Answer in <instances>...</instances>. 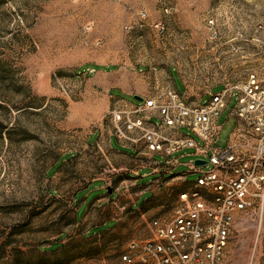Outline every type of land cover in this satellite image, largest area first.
Returning <instances> with one entry per match:
<instances>
[{"label": "rangeland", "instance_id": "obj_1", "mask_svg": "<svg viewBox=\"0 0 264 264\" xmlns=\"http://www.w3.org/2000/svg\"><path fill=\"white\" fill-rule=\"evenodd\" d=\"M253 74L264 81V0H0V264H121L150 231L86 230L128 163L108 137L87 146L89 133L112 126L124 97L176 84L205 102ZM236 103L219 116L221 148ZM172 156L175 173L201 158ZM83 195L91 203L78 210ZM224 264H264V203L236 214Z\"/></svg>", "mask_w": 264, "mask_h": 264}, {"label": "built area", "instance_id": "obj_2", "mask_svg": "<svg viewBox=\"0 0 264 264\" xmlns=\"http://www.w3.org/2000/svg\"><path fill=\"white\" fill-rule=\"evenodd\" d=\"M212 91L206 93L209 100L194 103L186 89L157 88L138 104L111 112L113 132L120 139L130 140L139 131V142L162 156L152 165L166 181H187L188 173H200L192 188L180 193L172 217L152 218L150 236L130 240L121 264H224L236 214L264 203V81L253 74L244 83ZM235 93L230 117L237 125L221 148L216 144L222 130L219 116ZM184 149L207 163L194 161L188 173H175L180 161L172 155ZM205 165L212 167L204 171Z\"/></svg>", "mask_w": 264, "mask_h": 264}, {"label": "crops", "instance_id": "obj_3", "mask_svg": "<svg viewBox=\"0 0 264 264\" xmlns=\"http://www.w3.org/2000/svg\"><path fill=\"white\" fill-rule=\"evenodd\" d=\"M147 79L153 80L151 76ZM155 82V84L159 83L158 80ZM202 97L192 102H199ZM124 101L128 106L139 103L125 97ZM131 136L130 140L120 139L113 132V127L106 125L105 129L99 128L91 131L86 138V145L92 146L97 144L101 138L108 137L111 149L124 153L128 159V163L117 166L123 174L115 190L112 193L103 194L107 195L103 197V200L98 201L97 208L105 212L102 223H92L86 229L87 231L96 226L113 223L108 229H113L119 224L127 234L141 233L148 228L149 218L172 217L174 207L180 202V193L190 190L194 185L195 179L188 180V175L187 181L183 179L166 181L164 173L155 171L152 165L153 159L162 161L163 158L160 159L162 156L158 153H151L144 141L139 142V131L132 132ZM115 141L120 149L115 147ZM88 199L87 195H83L80 200L74 198L78 210L82 205L84 207L88 204Z\"/></svg>", "mask_w": 264, "mask_h": 264}, {"label": "water", "instance_id": "obj_4", "mask_svg": "<svg viewBox=\"0 0 264 264\" xmlns=\"http://www.w3.org/2000/svg\"><path fill=\"white\" fill-rule=\"evenodd\" d=\"M134 96H135V99L138 100V101H142L143 100V96H141V95L136 94ZM195 163L197 165H204V164L207 163V160H205V159H196ZM108 190H109V192H111L112 191L111 187Z\"/></svg>", "mask_w": 264, "mask_h": 264}, {"label": "trees", "instance_id": "obj_5", "mask_svg": "<svg viewBox=\"0 0 264 264\" xmlns=\"http://www.w3.org/2000/svg\"><path fill=\"white\" fill-rule=\"evenodd\" d=\"M85 67H88V68H90L91 66L90 65H87V66H85ZM85 67H82L81 69H77V72L78 71H82ZM101 66H95V68H100ZM103 68H105V69H107V70H113V69H117L118 68V66L117 65H110V66H107V67H103ZM56 245H58V243H55ZM54 246V245H53ZM57 248H59V247H56L55 249H57Z\"/></svg>", "mask_w": 264, "mask_h": 264}]
</instances>
